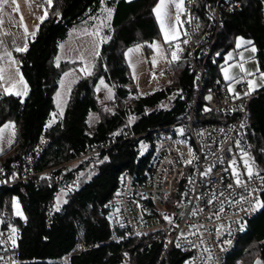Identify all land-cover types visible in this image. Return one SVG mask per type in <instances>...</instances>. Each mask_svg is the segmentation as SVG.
Wrapping results in <instances>:
<instances>
[{
	"label": "trees",
	"instance_id": "16d2710c",
	"mask_svg": "<svg viewBox=\"0 0 264 264\" xmlns=\"http://www.w3.org/2000/svg\"><path fill=\"white\" fill-rule=\"evenodd\" d=\"M197 0L201 21L206 19L205 4ZM234 13L222 15V27L214 47L219 54L206 66L209 83L219 79L218 61L229 50L237 35L252 39L259 64L264 70V13L258 0H240ZM157 0H51L45 3L46 17L17 51L18 69L27 84L24 96L0 94V125L12 121L13 143L0 153L4 179L19 175L13 161L27 152L40 135L48 138L35 165L41 174L0 187V211L6 210L17 256L16 264H155L160 240L145 236L124 237L110 223L104 204L116 185L120 171L127 169L142 175L153 151L138 144L152 139L154 126L177 120L190 100L194 83L186 72L183 54L171 60L166 71L171 85L139 95L133 85L125 50L160 37L154 16ZM101 6L112 11L108 34L99 43L91 70L69 88L62 115L52 124L46 121L53 110V93L58 76L76 62L54 64L58 43L67 30L79 21L91 23ZM148 50V46H145ZM167 54L168 45L165 44ZM107 87L108 106L101 105L96 87ZM175 92L169 105L161 102ZM94 113L92 127L88 116ZM247 122L238 140L243 151L258 165L264 146V87L254 93L247 110ZM225 115L211 113L200 122L224 120ZM46 127L45 131L43 128ZM43 131V132H42ZM127 134L131 138H124ZM118 140L112 146L85 158L67 163L86 147ZM17 208L14 209L13 203ZM264 205V190L260 194ZM20 214H17V213ZM14 230V231H13ZM112 236L116 238L113 239ZM78 246L76 252H72ZM186 254L170 248L160 264H182ZM264 264V206L245 224L235 246L225 256V264Z\"/></svg>",
	"mask_w": 264,
	"mask_h": 264
},
{
	"label": "built area",
	"instance_id": "2783aa9c",
	"mask_svg": "<svg viewBox=\"0 0 264 264\" xmlns=\"http://www.w3.org/2000/svg\"><path fill=\"white\" fill-rule=\"evenodd\" d=\"M258 1L264 13V0ZM240 5V0H208L203 23L197 0H184L179 17L181 46L175 54L186 57L193 94L177 120L147 131L152 139L137 148L150 147L153 151L148 167L142 175L120 171L104 204L107 216L122 236L143 235L144 245L149 239L161 241L155 264H160L172 247L186 254L182 264H225L226 254L235 248L246 222L261 206L264 146L259 149L258 165L238 140L247 122L252 94L231 92L220 78L209 83L206 68L217 56L214 47L222 15L234 13ZM168 48L175 51L172 45ZM12 59L17 62V55ZM211 113L225 115L226 119L200 122ZM131 137L127 134L124 138ZM117 141L90 145L76 157L68 156L67 161L92 155ZM48 142L40 135L27 152L13 161L18 176L4 179L5 168L0 164V187L40 175L35 165ZM186 148L191 150L190 155ZM16 255L8 213L1 210L0 264H16Z\"/></svg>",
	"mask_w": 264,
	"mask_h": 264
},
{
	"label": "crops",
	"instance_id": "0c3cea01",
	"mask_svg": "<svg viewBox=\"0 0 264 264\" xmlns=\"http://www.w3.org/2000/svg\"><path fill=\"white\" fill-rule=\"evenodd\" d=\"M46 2L47 0H16V4L12 5L10 0L9 4L0 10V74L4 76V79L0 80V94L17 95V92L20 93L18 96H24L26 94L27 84L18 69V62L12 59V55H17L18 48H24L28 37L36 31L38 24L46 17ZM179 2L180 0H166V11L168 16L171 17V20L165 19L163 29L154 11V16L160 31L159 38L163 41L164 46L166 44L174 47L175 51H169L170 55H174V58L171 60L178 58L175 52H178L181 46V27L179 22L175 20V17L177 15L180 17L184 0L181 8L176 7V4ZM158 3L159 0H157L154 9ZM13 7H18L19 11H13ZM102 7L110 9L106 6ZM80 24L84 25L81 26ZM70 30H72V35H69ZM84 35L86 41L89 42L88 44H85ZM166 35L167 43L165 42ZM102 39L105 38H103L100 30H98L95 19L91 18L90 24L85 21H79L72 25L67 30L66 36L58 43L57 52L53 59L54 64L57 65L63 61L76 62V64L65 69L58 76L52 100L53 105H55L57 99L59 112L57 115L53 114V111L50 112L46 121L47 125H52L62 115L70 86L82 77L81 74L76 73V68L79 67L81 61L66 58L67 55L64 49L66 47L64 46L71 44L78 51H81L82 55L88 57L90 71ZM87 45L89 46L86 49ZM218 54L219 52H217ZM241 66H243L244 71L241 70ZM218 69L219 78L225 82L231 92L238 94L249 93L253 95L264 87V76H262L264 70L261 69L259 64L257 47L250 38L237 35L234 39L233 46L220 56ZM225 70L232 77L231 80L225 79ZM246 73H252V75H246ZM254 79H257L258 82L252 85ZM12 85L15 86L12 87ZM5 89H8V92ZM5 125H11V127H5ZM0 129H3L0 132V153H2L14 141L15 126L12 121H5L0 125Z\"/></svg>",
	"mask_w": 264,
	"mask_h": 264
},
{
	"label": "rangeland",
	"instance_id": "374dc122",
	"mask_svg": "<svg viewBox=\"0 0 264 264\" xmlns=\"http://www.w3.org/2000/svg\"><path fill=\"white\" fill-rule=\"evenodd\" d=\"M95 19V23L100 30L103 38L107 37L108 34V20L109 13L107 8L102 7L99 9L97 14L92 17ZM83 26L84 24H80ZM80 27V26H79ZM72 30H70L69 35H72ZM83 35V34H82ZM85 44L89 42L86 41V37L84 35ZM148 46V50H146L145 46ZM151 45H157L151 46ZM89 45L86 46V49ZM64 48L67 57L73 60H80L81 64L76 68V73L81 74V76L85 75L90 68V62H88V57L82 55L81 51H78L73 45H65ZM174 58L173 54H167L163 41L160 38L153 39L150 42L145 44L137 43L125 50V61L128 65L130 75L132 77L133 85L136 87L137 93L139 95H146L155 90H158L166 85H171L168 73H166V68L170 63L171 59ZM258 80L254 79L252 81V85L257 84ZM97 98L99 99L101 105L108 106L107 98L109 96L107 87L101 82L98 83L96 87ZM175 92L171 93L167 99L161 102V106H168L169 102L174 98ZM53 114L57 115L59 112L58 101L56 99ZM95 122V115L91 113L88 116L87 123L89 127H92ZM186 153L188 155L191 154V150L186 148ZM248 156V154H247ZM249 157V156H248ZM85 158V157H77L70 161L72 163L76 159ZM14 209L17 208V205L14 201L13 203ZM110 223L113 226V221L109 216H107ZM115 239V236H112ZM78 250V246L73 249L72 252H76ZM67 260V255L63 256L58 264H63Z\"/></svg>",
	"mask_w": 264,
	"mask_h": 264
},
{
	"label": "snow or ice",
	"instance_id": "6c2138e0",
	"mask_svg": "<svg viewBox=\"0 0 264 264\" xmlns=\"http://www.w3.org/2000/svg\"><path fill=\"white\" fill-rule=\"evenodd\" d=\"M9 2H10V0H0V10H2L5 5L9 4ZM47 2L49 4H51V0H47ZM101 2L103 3V0H101ZM11 4L12 5H15L16 4V0H11ZM182 4H183V0H180V2L176 4V7L177 8H181ZM166 9H167L166 0H159V3L157 4L156 8L154 9V11L157 14L158 19L160 20L162 29L164 28L165 19L171 20V17L168 16V13H167ZM13 11L18 12L19 11L18 7H13ZM107 11H108V13L110 15L112 10L111 9H107ZM175 20L177 22H179V16L178 15L175 17ZM165 42L166 43L168 42L167 35L165 37ZM151 46L158 47L157 45H151ZM20 50L21 49H19V48L17 49V51H20ZM253 51H255V49H253ZM241 70L244 71L243 66H241ZM66 75H67V73H66ZM246 75H252V73H246ZM262 76H264V74H262ZM3 79H4V76L2 74H0V80H3ZM225 79L226 80H231L232 79V77L228 75L227 70H225ZM249 83L251 84V82H249ZM101 84H103V81L102 80H101ZM14 86L15 85H12V87H14ZM5 91L8 92V89H5ZM16 94L19 95L20 93L17 92ZM247 94L248 93H245V95H247ZM209 99H210V97H209ZM5 127H11V125H5ZM2 131H3V129H0V132H2ZM233 163H235V162L233 161ZM245 164L247 166V161H245ZM209 171H210V169H209ZM206 174L207 173H205V175ZM248 175L249 176L252 175V172H251V169L250 168L248 169ZM237 183L238 184L241 183V181L239 180V176H237ZM261 206H264V205H261ZM17 214H20V213L18 212ZM257 264H260V262L258 261Z\"/></svg>",
	"mask_w": 264,
	"mask_h": 264
}]
</instances>
